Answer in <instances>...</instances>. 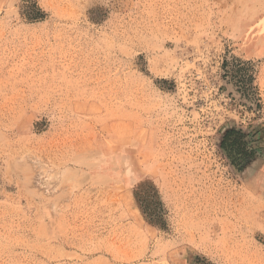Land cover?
<instances>
[{
	"label": "rangeland",
	"instance_id": "374dc122",
	"mask_svg": "<svg viewBox=\"0 0 264 264\" xmlns=\"http://www.w3.org/2000/svg\"><path fill=\"white\" fill-rule=\"evenodd\" d=\"M0 264H264V0H0Z\"/></svg>",
	"mask_w": 264,
	"mask_h": 264
}]
</instances>
